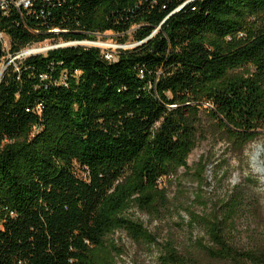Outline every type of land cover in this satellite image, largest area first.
<instances>
[{
  "label": "trees",
  "instance_id": "trees-1",
  "mask_svg": "<svg viewBox=\"0 0 264 264\" xmlns=\"http://www.w3.org/2000/svg\"><path fill=\"white\" fill-rule=\"evenodd\" d=\"M7 1L0 63L46 41L105 33L130 34L136 46L112 60L70 46L5 69L0 264H117L115 233L155 243L126 214L167 203L159 182L188 170L203 116L236 151L264 130V0H32L28 9ZM197 168L202 185L205 162ZM236 206L192 216L209 238L208 264H264V250L228 240ZM159 264L187 263L167 245Z\"/></svg>",
  "mask_w": 264,
  "mask_h": 264
},
{
  "label": "rangeland",
  "instance_id": "rangeland-1",
  "mask_svg": "<svg viewBox=\"0 0 264 264\" xmlns=\"http://www.w3.org/2000/svg\"><path fill=\"white\" fill-rule=\"evenodd\" d=\"M134 45L130 34L116 36L113 33L96 35L94 42L82 44L98 47L109 55ZM54 46L51 41H46L23 53L42 48L46 52L40 55H45ZM9 62L10 58L2 60L0 74ZM258 148L264 150V130L253 142L236 151L220 128L203 116L195 149L188 159V170L181 168L174 176L159 182L167 203H158L150 211L133 207L126 214L142 223L155 243L135 242L124 232L115 233L109 240L120 250L116 263L159 264V257L167 245L175 247L187 264L210 263L206 253L211 245L209 238L199 223H193L192 216L223 215L235 201L237 206L225 223L229 229V242L238 250H264V178L260 167L254 164L263 162L264 166V151L262 157L260 155L258 161H254ZM201 162L206 164L202 185L195 174Z\"/></svg>",
  "mask_w": 264,
  "mask_h": 264
},
{
  "label": "built area",
  "instance_id": "built-area-1",
  "mask_svg": "<svg viewBox=\"0 0 264 264\" xmlns=\"http://www.w3.org/2000/svg\"><path fill=\"white\" fill-rule=\"evenodd\" d=\"M45 2H48V1H50V0H44ZM31 2H32V0H18L17 2H13L12 3V5L15 7V8H17V9H28L29 8V6L31 5ZM8 5H9V2L7 1V0H1L0 1V11L1 12H6L7 11V8H8ZM181 9V7L178 9V10H180ZM177 10V11H178ZM54 33H57V32H54ZM0 42L3 44V47H4V49L6 50V51H8V40H7V38L2 34V33H0ZM72 43H75V46H77V45H82L83 43H85V42H81V43H76V42H72ZM77 44V45H76ZM136 45H134V47H135ZM93 47H95V46H93ZM25 51V50H24ZM106 54V53H105ZM30 56H34V55H28V56H25V55H23V51L22 52H20V53H18V54H16V55H14V56H11V55H7L5 58H10V62H9V64L6 66V68L9 66V65H11V64H15V62L16 61H21V60H23V59H25V58H27V57H30ZM106 58L108 59V60H112V59H114L115 58V53L114 54H112V55H109V54H106ZM5 68V69H6ZM5 69L3 70V72L0 74V78H1V76H2V74L4 73V71H5ZM42 79H45V77H41Z\"/></svg>",
  "mask_w": 264,
  "mask_h": 264
},
{
  "label": "bare ground",
  "instance_id": "bare-ground-1",
  "mask_svg": "<svg viewBox=\"0 0 264 264\" xmlns=\"http://www.w3.org/2000/svg\"><path fill=\"white\" fill-rule=\"evenodd\" d=\"M45 52H46L45 49L35 48V49L31 50V51H28L26 54L23 53V55H25V56H27V55H40V54L45 53ZM262 151H264V150H262L261 148H258L256 154L254 155V161H258V159H259ZM261 157H262V155H261ZM254 164H257L260 167V174L264 178V166H263V162L262 163L254 162Z\"/></svg>",
  "mask_w": 264,
  "mask_h": 264
},
{
  "label": "water",
  "instance_id": "water-1",
  "mask_svg": "<svg viewBox=\"0 0 264 264\" xmlns=\"http://www.w3.org/2000/svg\"><path fill=\"white\" fill-rule=\"evenodd\" d=\"M70 46H75V43H64L63 45H56L54 47H51L48 51L54 50V49H59V48L70 47Z\"/></svg>",
  "mask_w": 264,
  "mask_h": 264
}]
</instances>
